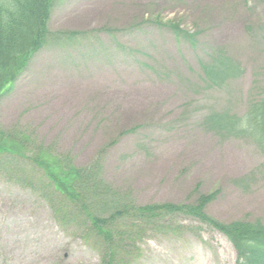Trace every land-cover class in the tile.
I'll use <instances>...</instances> for the list:
<instances>
[{"label":"rangeland","instance_id":"1","mask_svg":"<svg viewBox=\"0 0 264 264\" xmlns=\"http://www.w3.org/2000/svg\"><path fill=\"white\" fill-rule=\"evenodd\" d=\"M49 28L77 34L49 40L0 96V128L31 137L27 156L69 155L137 205L217 192L211 217L264 224V153L206 123L262 97L264 0H55ZM217 49L244 69L223 88L201 68ZM77 207L29 158L0 157V264H102ZM119 223L117 264H236L227 237L192 217Z\"/></svg>","mask_w":264,"mask_h":264},{"label":"trees","instance_id":"2","mask_svg":"<svg viewBox=\"0 0 264 264\" xmlns=\"http://www.w3.org/2000/svg\"><path fill=\"white\" fill-rule=\"evenodd\" d=\"M54 2L0 0V96L12 88L35 53L49 40L63 34H77L51 32L49 21ZM168 25L176 37L190 35L176 22ZM201 68L207 84L219 88L244 73L240 63L223 49L211 53L209 61L201 62ZM206 123L223 138L252 139L264 152V90L261 99L251 102L244 115L238 116L227 110L215 111L208 116ZM31 141L27 134L13 135L0 128V157L15 155L29 158L44 171L68 203L78 206L79 213L86 215L91 223L85 235L88 237L90 232H95L105 245L102 264H117L122 242L129 238L121 230L119 220L133 218L143 224H157L177 215L190 216L222 232L237 251V264H264V224L259 220L224 223L208 215L206 207L217 192L199 194L195 201L189 203L137 205L97 177L93 169L75 166L69 155H54L40 145L27 156L26 147Z\"/></svg>","mask_w":264,"mask_h":264}]
</instances>
